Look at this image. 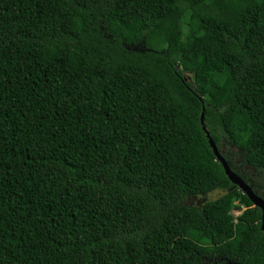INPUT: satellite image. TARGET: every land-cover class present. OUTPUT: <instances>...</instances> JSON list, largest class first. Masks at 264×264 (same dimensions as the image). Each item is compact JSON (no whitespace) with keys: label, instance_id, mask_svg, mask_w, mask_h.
Here are the masks:
<instances>
[{"label":"trees","instance_id":"16d2710c","mask_svg":"<svg viewBox=\"0 0 264 264\" xmlns=\"http://www.w3.org/2000/svg\"><path fill=\"white\" fill-rule=\"evenodd\" d=\"M204 130L264 170V0H0V264H264Z\"/></svg>","mask_w":264,"mask_h":264},{"label":"water","instance_id":"95a60500","mask_svg":"<svg viewBox=\"0 0 264 264\" xmlns=\"http://www.w3.org/2000/svg\"><path fill=\"white\" fill-rule=\"evenodd\" d=\"M199 117H200V122L202 125L203 110H201ZM204 135L206 136L207 141H208V145L210 146L211 151H212L215 159L220 164L226 178L229 180V182L233 186H235L249 200V202L251 203V205L253 207L258 209L260 230L262 232H264V199L261 196L257 195L250 188V186L248 184L243 182V180L238 175H236V173L234 171H232L229 168L225 159L221 156V154L219 153V151L217 150V148L215 147V145L211 141L208 133L205 130H204Z\"/></svg>","mask_w":264,"mask_h":264},{"label":"rangeland","instance_id":"374dc122","mask_svg":"<svg viewBox=\"0 0 264 264\" xmlns=\"http://www.w3.org/2000/svg\"><path fill=\"white\" fill-rule=\"evenodd\" d=\"M222 152L228 156L231 159V165L234 166L237 169H243V166L246 165L245 162L242 160V154H240L238 152V150H236L234 147L230 146V145H222L221 148ZM254 173V172H252ZM259 175V177L257 178V180L255 179L254 182L257 183L258 187L260 188V190L262 191V193H264V170L263 171H258V173H256L255 175ZM234 204H236V202H234ZM242 211V208L236 210V209H231L230 210V214L232 216H236L237 214H239Z\"/></svg>","mask_w":264,"mask_h":264},{"label":"flooded vegetation","instance_id":"af4514ba","mask_svg":"<svg viewBox=\"0 0 264 264\" xmlns=\"http://www.w3.org/2000/svg\"><path fill=\"white\" fill-rule=\"evenodd\" d=\"M229 168L232 169V170H234V172L236 173V175H238L243 180V182H245V183L247 182V183H249L252 186L253 185H257V183L254 182V180L255 179L257 180V178L259 177L258 174L255 175L256 173H258L259 170H256L253 166H250V165L246 164V165L243 166V169H237V168H235L234 166H232L230 164ZM252 172H254V173H252ZM257 190L260 193H262V191L260 190V188H257Z\"/></svg>","mask_w":264,"mask_h":264},{"label":"clouds","instance_id":"9594fccd","mask_svg":"<svg viewBox=\"0 0 264 264\" xmlns=\"http://www.w3.org/2000/svg\"><path fill=\"white\" fill-rule=\"evenodd\" d=\"M218 150V149H217ZM222 150V149H221ZM219 151V153L221 154V152L222 151ZM221 156H222V154H221ZM223 157V156H222ZM224 158V157H223ZM216 160V159H215ZM217 161V160H216ZM218 162V161H217ZM227 163V162H226ZM227 165H228V163H227ZM229 166V165H228ZM232 170V169H231ZM232 171H234V170H232ZM247 183V182H246ZM249 186H250V188L257 194V195H259V196H261L263 199H264V193H259V191L257 190V188H254L252 185H250L249 183H247ZM252 206V205H251ZM253 207V206H252ZM242 208V210L244 209L243 207H241ZM255 208V207H254Z\"/></svg>","mask_w":264,"mask_h":264}]
</instances>
